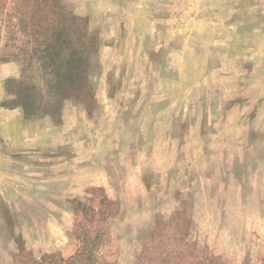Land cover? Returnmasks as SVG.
Masks as SVG:
<instances>
[{
    "label": "rangeland",
    "instance_id": "rangeland-1",
    "mask_svg": "<svg viewBox=\"0 0 264 264\" xmlns=\"http://www.w3.org/2000/svg\"><path fill=\"white\" fill-rule=\"evenodd\" d=\"M0 264H264V0H0Z\"/></svg>",
    "mask_w": 264,
    "mask_h": 264
}]
</instances>
